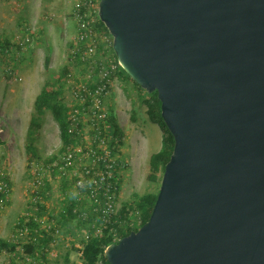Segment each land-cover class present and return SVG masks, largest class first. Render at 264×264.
I'll use <instances>...</instances> for the list:
<instances>
[{"label": "water", "instance_id": "water-1", "mask_svg": "<svg viewBox=\"0 0 264 264\" xmlns=\"http://www.w3.org/2000/svg\"><path fill=\"white\" fill-rule=\"evenodd\" d=\"M120 68L174 145L109 264H264V0H99Z\"/></svg>", "mask_w": 264, "mask_h": 264}, {"label": "rangeland", "instance_id": "rangeland-1", "mask_svg": "<svg viewBox=\"0 0 264 264\" xmlns=\"http://www.w3.org/2000/svg\"><path fill=\"white\" fill-rule=\"evenodd\" d=\"M75 0H0V48L12 41L21 31L31 32L26 49L16 50L18 57L7 63L0 53V173L7 177L10 184V201L0 213V237L14 244L23 245L28 236L15 240L14 225L19 219L28 217L41 218L39 227L46 223L55 224L57 213L63 210L66 203L73 201L76 209H93L97 207L90 201L83 190L74 186L75 177H60L56 170L43 162L31 160L25 151L26 129L32 112L33 101L43 84L54 82L63 68L67 69V77L61 81V101L71 107L72 97L67 80H81L86 73L83 64L76 60L69 61L75 49L76 23L72 16ZM104 34V33H103ZM100 53L103 57L112 56L110 47ZM73 47V48H72ZM48 51V53H47ZM50 56L52 74L47 76L43 70V59ZM7 67L11 71H7ZM68 78V79H67ZM140 93L126 81L113 77L110 93L104 101L106 112L114 111L116 122L123 133L122 144L116 145V173L119 182L116 211L123 202L130 200L133 194L142 195L155 192L158 183H149L148 160L161 145L159 127L148 121L145 106L138 99ZM134 111V119L131 114ZM88 132L83 134V142ZM35 154L39 157L56 155L57 160L62 153L59 130L56 121L46 111L42 117L41 129L37 133L34 144ZM39 173L44 187L45 197L42 200L46 210L36 215V206L30 203L34 188V170ZM39 189H37L38 191ZM54 217V219L50 218ZM98 227L99 223L94 222ZM71 221L69 225H75ZM79 239L67 235H58L44 248L47 264H63L66 254L69 264H83L80 258L82 231H77ZM11 259L8 252L0 254V264ZM100 264V263H98Z\"/></svg>", "mask_w": 264, "mask_h": 264}, {"label": "built area", "instance_id": "built-area-1", "mask_svg": "<svg viewBox=\"0 0 264 264\" xmlns=\"http://www.w3.org/2000/svg\"><path fill=\"white\" fill-rule=\"evenodd\" d=\"M97 4L93 0H75L73 5L72 16L76 23V42L73 53L77 55L88 74L78 81L67 80V83L70 84L72 97L67 117L68 132L76 137V141L65 148L58 160L49 164V167L56 170L60 177H68L73 174L76 189L83 190L86 197L97 205L93 212L97 214L94 220L99 223L98 227L95 226V221L89 220L85 211L80 213L83 223L81 244L87 241L90 236L97 235L102 228L110 223L116 214L119 193L116 173L118 140L113 138L110 131L104 107V101L110 93L113 79L111 75L117 70L119 64L114 55L98 56L109 47L110 36L99 33L95 27L96 20L92 15V10L95 5L97 7ZM24 31L16 34L10 44L0 48L3 60L5 59L7 63L12 58L17 59L19 55L15 53L16 50L26 49L31 32L28 29L27 32ZM110 47H112L111 40ZM7 71H11V68L7 67ZM84 132H88V138L83 142ZM34 175L35 191L31 194L30 203L35 206L41 200V196L36 191L42 186V181L36 169ZM89 180L93 181L90 187L88 186ZM10 195V184L0 174V213L9 203ZM28 220L27 217L24 222ZM32 220L38 225L42 222L38 217H32ZM51 223H46L43 226L46 230L53 231V235H57L59 230ZM36 230L34 228V231ZM29 231L30 228L25 224L16 227L15 240L25 237ZM38 236L42 237V234L38 232ZM42 250L25 253L24 248L16 244L15 249L8 252L11 259L5 264H44L46 259L43 256L44 250ZM1 253H5V251L0 248Z\"/></svg>", "mask_w": 264, "mask_h": 264}, {"label": "trees", "instance_id": "trees-1", "mask_svg": "<svg viewBox=\"0 0 264 264\" xmlns=\"http://www.w3.org/2000/svg\"><path fill=\"white\" fill-rule=\"evenodd\" d=\"M98 1L99 0H93V2H95L96 4L98 3ZM92 15L96 20L95 27L97 31L99 33L109 35L103 23L98 19L96 5L92 10ZM111 52L114 55L112 48ZM68 60H76L77 62L79 61L77 55L74 53H72L71 58H69ZM49 65L50 56L46 54L43 59V70L47 76L52 74ZM66 76L67 69L63 68L61 70L60 76H58L54 80V82H45L34 98L32 112L26 129L25 151L31 157L29 158L30 161L35 159L37 161L43 162L44 165H49L57 158V156L54 154L46 155L44 157H39L35 154L36 151L34 144L36 142L37 133L41 129L42 117L46 111L51 114L52 118L58 125L60 139V147L58 149V153H62L68 145L76 141V137L68 132L67 117L69 115L71 107H69L67 104L62 103L60 97L62 88L61 81L64 77L66 78ZM111 77H115L121 81L131 83V85L140 93V95H138V99L145 106V114L148 121L156 124L160 129V149L150 155L148 160V174L146 176V180L149 183L159 184L164 165L167 163L172 153L174 141L161 118L160 102L157 98V93L155 91L152 93H147L146 91L141 89L128 77V75L120 68V66L114 73H112ZM131 118L132 120L134 119V111H132ZM107 122L109 123L113 138L118 140V144H122L123 133L116 122L114 111L112 110V108H109V111L107 112ZM4 177L6 178V180H8L6 176ZM117 186L119 188V182H117ZM36 192L41 196V200H39L38 203L35 204L37 208V212H35V214L38 216L42 215L46 210V207L42 202L45 197L43 185ZM157 192L158 189L155 192H147L142 195L133 194L130 200L123 202L119 209L116 211V214L112 217L110 223L102 228L97 235L90 236L87 241L82 243L80 249V258L82 263L109 264L104 256L105 248L108 245L115 243L119 238L128 235L131 231H137L139 227H141L146 221H148L156 200ZM90 210V208H83V210L76 209L73 201H69L68 203H66L63 210L60 211V213H57V218L54 219V217H50L56 221L54 226L59 230V233L57 235H53V231L46 230L44 226L39 227L38 224H36V222L32 220V218H30L27 222H24L23 219H19L17 221L18 224L16 223L14 225L15 228L23 224L30 228V231L26 235V237L28 236V241L23 245L25 253H31L34 250L36 251L47 248L48 243L54 240L53 237L61 234H68L69 237L75 239L77 238L78 240L79 237H77V231H81V226L83 224L80 213L85 211L88 214L89 220H91L94 215L91 214ZM71 221H75L76 224L73 226L69 225ZM34 228L37 230L34 231ZM38 232L42 234V237L38 236ZM15 247L16 244L0 238L1 250L5 252H11L15 249ZM41 258H43V256H41ZM44 264H47L46 260ZM63 264H69V259L66 254L63 257Z\"/></svg>", "mask_w": 264, "mask_h": 264}, {"label": "clouds", "instance_id": "clouds-1", "mask_svg": "<svg viewBox=\"0 0 264 264\" xmlns=\"http://www.w3.org/2000/svg\"><path fill=\"white\" fill-rule=\"evenodd\" d=\"M93 181L89 180L88 181V186L90 187L92 185Z\"/></svg>", "mask_w": 264, "mask_h": 264}]
</instances>
